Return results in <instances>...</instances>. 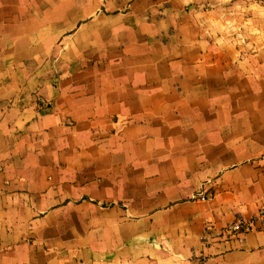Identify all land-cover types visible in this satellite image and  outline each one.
Masks as SVG:
<instances>
[{"label":"crops","instance_id":"1","mask_svg":"<svg viewBox=\"0 0 264 264\" xmlns=\"http://www.w3.org/2000/svg\"><path fill=\"white\" fill-rule=\"evenodd\" d=\"M262 209L264 0H0V264H264Z\"/></svg>","mask_w":264,"mask_h":264},{"label":"built area","instance_id":"2","mask_svg":"<svg viewBox=\"0 0 264 264\" xmlns=\"http://www.w3.org/2000/svg\"><path fill=\"white\" fill-rule=\"evenodd\" d=\"M200 197L202 200H205V196L200 195ZM260 214L264 215V209L260 211ZM256 221H257L256 217L251 221H243L241 219L236 220L227 229L228 237H232V235L234 234H239L241 236L245 233L251 232L255 228Z\"/></svg>","mask_w":264,"mask_h":264}]
</instances>
